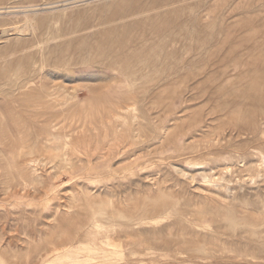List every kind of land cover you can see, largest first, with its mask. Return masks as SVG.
<instances>
[{
	"label": "rangeland",
	"instance_id": "374dc122",
	"mask_svg": "<svg viewBox=\"0 0 264 264\" xmlns=\"http://www.w3.org/2000/svg\"><path fill=\"white\" fill-rule=\"evenodd\" d=\"M263 159L264 0H0V264H264Z\"/></svg>",
	"mask_w": 264,
	"mask_h": 264
},
{
	"label": "bare ground",
	"instance_id": "6f19581e",
	"mask_svg": "<svg viewBox=\"0 0 264 264\" xmlns=\"http://www.w3.org/2000/svg\"><path fill=\"white\" fill-rule=\"evenodd\" d=\"M227 65H229V64H227ZM59 98V97H58ZM38 103V102H37ZM51 104H52V102H51ZM61 104V103H60ZM126 104H128V102L126 103ZM54 106V105H53ZM119 106V105H118ZM132 106V105H131ZM51 107V106H50ZM72 108V107H71ZM111 109V108H110ZM117 109V108H116ZM120 109H122V110H124V114H128L133 108H130V106L128 105V106H125V107H121ZM75 110V109H74ZM67 112H69V111H67ZM109 113V112H108ZM42 115V114H41ZM106 115H107V112H106ZM123 115V114H122ZM44 116V115H43ZM99 116V115H98ZM133 116V119H134V115H132ZM119 117H121V115L119 116L117 113H114L113 115H111L110 116V118H111V120H118L119 119ZM49 118V117H48ZM136 118V117H135ZM56 119V118H55ZM90 120V119H89ZM229 121V120H228ZM103 122V121H102ZM107 122H108V120H107ZM108 124H110V122L108 123ZM98 125V124H97ZM237 125V124H236ZM121 126H124V125H121ZM107 127H108V125H107ZM130 127V126H129ZM128 127V128H129ZM122 128H125V127H122ZM85 129V128H84ZM82 131V130H81ZM87 131V130H86ZM102 131V130H101ZM100 132V131H99ZM123 133L125 132H127V130H124L123 129V131H122ZM86 133V132H85ZM80 133H78V135H79ZM119 134V133H118ZM70 135V134H69ZM73 135V134H72ZM87 135H88V133H87ZM116 135V134H115ZM107 136V135H106ZM17 137V136H16ZM58 137H60V136H58V135H56L54 132L53 133H51L50 132V136L48 137V138H46L45 139V142H47V143H49V142H51L52 143V141L53 140H55V139H57V141H58ZM107 137H109V135L107 136ZM106 137V138H107ZM67 138V137H66ZM92 139V138H91ZM216 140V139H215ZM86 141V140H85ZM27 142V141H26ZM60 142V141H59ZM88 142V141H87ZM86 142V143H87ZM109 142H111V141H109ZM81 143H83V142H81ZM59 144H61V143H59ZM71 144V140H66L65 139V141H63V144L61 145V146H65V147H67V146H69ZM121 144V143H120ZM125 144V143H124ZM73 145H74V150H76V146H75V144L73 143ZM91 145V144H90ZM96 145V144H95ZM107 145H108V142H107ZM129 145H130V143H129ZM79 146V145H78ZM85 146V145H84ZM36 147V146H35ZM45 147V146H44ZM61 148V147H60ZM100 148V147H99ZM111 148H113V147H111ZM42 149V148H41ZM67 149V148H66ZM22 150V149H21ZM44 150H46V149H44ZM57 150V149H56ZM59 150V149H58ZM34 151V150H33ZM66 151V150H65ZM41 152V151H40ZM45 152V151H44ZM44 152H41L42 154L44 153ZM56 152V151H55ZM58 152V151H57ZM60 152V151H59ZM261 154V153H260ZM19 155V154H18ZM40 155V154H39ZM38 155V156H39ZM66 155V154H65ZM65 155H64V157H65ZM262 155V154H261ZM41 156V155H40ZM55 157V156H54ZM73 157V156H72ZM104 157V156H103ZM261 157V156H260ZM264 160V159H263ZM262 160V161H263ZM26 162H25V165H27V167H34V166H38V164H39V161L37 160V158L36 157H33V156H31L30 155V157H28L26 160H25ZM74 161V160H73ZM72 161V162H73ZM261 161V160H260ZM261 161V162H262ZM259 166H261V164L259 165ZM68 167V166H67ZM73 167V166H72ZM228 167V166H227ZM256 167H257V165H256ZM211 169V168H210ZM34 170V169H33ZM259 173V172H258ZM263 174V173H262ZM215 176V175H214ZM253 177V176H252ZM32 184V183H31ZM73 206V205H72ZM75 206V205H74ZM264 206V205H263ZM69 207V206H68ZM74 208V207H73ZM112 211V210H111ZM113 212V211H112ZM131 212V211H130ZM92 222V221H91ZM67 223V222H66ZM81 223H82V221H81ZM89 225V224H88ZM73 231V230H72ZM70 232H71V230H70ZM71 234H72V232H71ZM142 239V238H141ZM76 240V239H75ZM114 241V240H113ZM109 246H110V244H109ZM242 246V245H241ZM49 250V249H48ZM256 253V252H255ZM39 259V258H38Z\"/></svg>",
	"mask_w": 264,
	"mask_h": 264
}]
</instances>
